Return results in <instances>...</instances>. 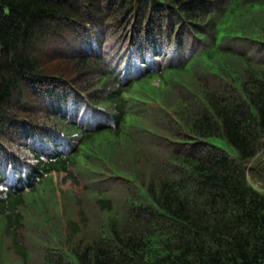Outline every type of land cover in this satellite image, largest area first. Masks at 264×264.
Returning <instances> with one entry per match:
<instances>
[{
  "label": "trees",
  "instance_id": "16d2710c",
  "mask_svg": "<svg viewBox=\"0 0 264 264\" xmlns=\"http://www.w3.org/2000/svg\"><path fill=\"white\" fill-rule=\"evenodd\" d=\"M0 264H264V0H0Z\"/></svg>",
  "mask_w": 264,
  "mask_h": 264
},
{
  "label": "rangeland",
  "instance_id": "374dc122",
  "mask_svg": "<svg viewBox=\"0 0 264 264\" xmlns=\"http://www.w3.org/2000/svg\"><path fill=\"white\" fill-rule=\"evenodd\" d=\"M227 148H228L229 150H231L229 147H227ZM66 187H67V185H66ZM71 216H72V217H75V211H72V212H71Z\"/></svg>",
  "mask_w": 264,
  "mask_h": 264
},
{
  "label": "bare ground",
  "instance_id": "6f19581e",
  "mask_svg": "<svg viewBox=\"0 0 264 264\" xmlns=\"http://www.w3.org/2000/svg\"><path fill=\"white\" fill-rule=\"evenodd\" d=\"M158 16V15H157ZM154 18V17H153ZM157 18V17H156Z\"/></svg>",
  "mask_w": 264,
  "mask_h": 264
}]
</instances>
